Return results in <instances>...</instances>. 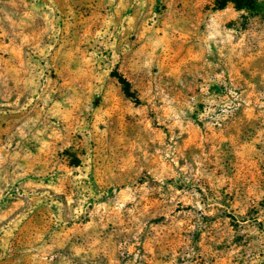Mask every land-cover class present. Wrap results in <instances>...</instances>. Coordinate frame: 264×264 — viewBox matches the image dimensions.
Wrapping results in <instances>:
<instances>
[{
  "label": "rangeland",
  "instance_id": "374dc122",
  "mask_svg": "<svg viewBox=\"0 0 264 264\" xmlns=\"http://www.w3.org/2000/svg\"><path fill=\"white\" fill-rule=\"evenodd\" d=\"M215 3L0 0V264H264V0Z\"/></svg>",
  "mask_w": 264,
  "mask_h": 264
},
{
  "label": "trees",
  "instance_id": "16d2710c",
  "mask_svg": "<svg viewBox=\"0 0 264 264\" xmlns=\"http://www.w3.org/2000/svg\"><path fill=\"white\" fill-rule=\"evenodd\" d=\"M229 3H233L237 8H250L254 9L257 5V0H216L215 9H224ZM120 82L125 86V92L129 96H133L130 90V82L122 76L118 77Z\"/></svg>",
  "mask_w": 264,
  "mask_h": 264
}]
</instances>
